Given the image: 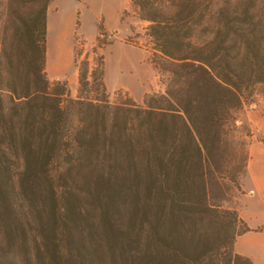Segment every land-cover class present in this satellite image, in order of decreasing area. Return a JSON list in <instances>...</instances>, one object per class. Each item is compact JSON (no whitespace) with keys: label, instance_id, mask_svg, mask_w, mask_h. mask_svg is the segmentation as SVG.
<instances>
[{"label":"trees","instance_id":"trees-1","mask_svg":"<svg viewBox=\"0 0 264 264\" xmlns=\"http://www.w3.org/2000/svg\"><path fill=\"white\" fill-rule=\"evenodd\" d=\"M52 1L0 0V264H254L210 187L225 123L264 94V0H132L167 74L143 105L87 67L76 98L49 80Z\"/></svg>","mask_w":264,"mask_h":264},{"label":"rangeland","instance_id":"rangeland-1","mask_svg":"<svg viewBox=\"0 0 264 264\" xmlns=\"http://www.w3.org/2000/svg\"><path fill=\"white\" fill-rule=\"evenodd\" d=\"M208 1L214 12L224 0ZM153 47L149 22L141 17L132 0H53L49 6L46 74L51 82L67 83L73 98L80 95L79 76L84 67L89 69L88 79L95 83L94 88H99L103 81L111 103L131 98L143 105L147 95L165 93L167 74L156 63ZM92 95L100 96L101 91ZM218 148L225 156L223 162H218L225 179L210 187V200L236 209L239 216L238 209L253 216L257 227H248L253 230L251 235H258L261 245L264 242L263 93L257 92L234 112V119L230 118L224 125ZM219 158L216 157V162ZM255 179L262 195L247 197L254 192L251 189ZM258 250L264 258L262 249Z\"/></svg>","mask_w":264,"mask_h":264},{"label":"crops","instance_id":"crops-1","mask_svg":"<svg viewBox=\"0 0 264 264\" xmlns=\"http://www.w3.org/2000/svg\"><path fill=\"white\" fill-rule=\"evenodd\" d=\"M254 157L255 151H253V158ZM250 167L252 168L251 163ZM250 173L252 172L250 171ZM251 190H253L254 192L248 193L246 195L247 197L256 198L258 196V193L262 195L261 187L256 179L254 181V188ZM238 210L240 211V216L242 217L243 221L246 223L247 226H249L251 229L257 227L253 224V216L243 213L242 209ZM251 229L247 232H244L237 238L235 250L238 253L251 258L254 264H264V258H261L260 250H258V248L260 247L262 249V252L264 253V242L262 241L260 245V239L257 237L258 235H251V233L253 232V230Z\"/></svg>","mask_w":264,"mask_h":264}]
</instances>
